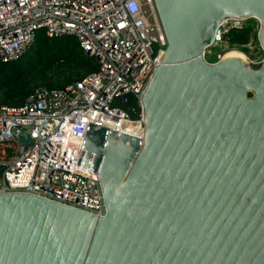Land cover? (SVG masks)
I'll use <instances>...</instances> for the list:
<instances>
[{
    "label": "water",
    "instance_id": "1",
    "mask_svg": "<svg viewBox=\"0 0 264 264\" xmlns=\"http://www.w3.org/2000/svg\"><path fill=\"white\" fill-rule=\"evenodd\" d=\"M153 2L167 42L143 134L89 121L76 162L104 213L0 191V264H264V0ZM247 17L261 62L208 60L220 22Z\"/></svg>",
    "mask_w": 264,
    "mask_h": 264
},
{
    "label": "built area",
    "instance_id": "2",
    "mask_svg": "<svg viewBox=\"0 0 264 264\" xmlns=\"http://www.w3.org/2000/svg\"><path fill=\"white\" fill-rule=\"evenodd\" d=\"M245 19L221 21L204 55L208 46L227 48L228 30ZM38 29L49 37L74 34L99 66L71 83L36 87L22 103L0 104V191L103 214L98 172L76 164L87 127L90 121L142 136L141 95L162 59L163 27L153 0H0V59L22 55ZM125 123L135 129H123Z\"/></svg>",
    "mask_w": 264,
    "mask_h": 264
},
{
    "label": "trees",
    "instance_id": "3",
    "mask_svg": "<svg viewBox=\"0 0 264 264\" xmlns=\"http://www.w3.org/2000/svg\"><path fill=\"white\" fill-rule=\"evenodd\" d=\"M258 24L247 17L228 30V48L248 52L247 43L258 42ZM218 48V45L216 46ZM262 52L261 49L259 51ZM216 59L215 54L207 57ZM98 61L86 53L74 34L49 37L38 29L27 50L12 60L0 59V104H19L36 87H58L96 70ZM135 116L136 114H132Z\"/></svg>",
    "mask_w": 264,
    "mask_h": 264
},
{
    "label": "rangeland",
    "instance_id": "4",
    "mask_svg": "<svg viewBox=\"0 0 264 264\" xmlns=\"http://www.w3.org/2000/svg\"><path fill=\"white\" fill-rule=\"evenodd\" d=\"M247 47H248V52H244L238 48H232V49H237L239 51H242L245 55H246V60L247 59H257L259 58L260 56H262V52L260 53L259 51L262 49L259 42H252V40H250V42H248L247 44ZM227 49H231V48H226L224 47L223 44H219L218 45V48L214 45L213 47H207L206 50H205V56L206 57H209L213 54H215L216 56V53H224L225 50Z\"/></svg>",
    "mask_w": 264,
    "mask_h": 264
},
{
    "label": "bare ground",
    "instance_id": "5",
    "mask_svg": "<svg viewBox=\"0 0 264 264\" xmlns=\"http://www.w3.org/2000/svg\"><path fill=\"white\" fill-rule=\"evenodd\" d=\"M229 53H236V54L240 55V57L242 59L246 58V55L242 51H239L237 49H232V48L225 50L223 56H225L226 54H229ZM123 129L130 132V131L135 129V125L134 124L131 125L130 123H125V125L123 126Z\"/></svg>",
    "mask_w": 264,
    "mask_h": 264
}]
</instances>
